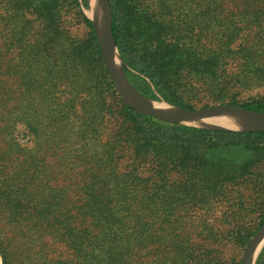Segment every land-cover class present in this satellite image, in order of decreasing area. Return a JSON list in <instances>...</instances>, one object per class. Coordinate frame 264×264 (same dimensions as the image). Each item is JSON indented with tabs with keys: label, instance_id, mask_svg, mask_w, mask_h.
I'll return each mask as SVG.
<instances>
[{
	"label": "trees",
	"instance_id": "16d2710c",
	"mask_svg": "<svg viewBox=\"0 0 264 264\" xmlns=\"http://www.w3.org/2000/svg\"><path fill=\"white\" fill-rule=\"evenodd\" d=\"M182 1L190 3L194 32L108 0L113 38L125 64L172 104L186 107L185 99L201 93L218 102L212 92L232 82L223 78L229 55L256 57V68L264 67V0ZM73 4L0 0V264H215L206 246L179 239L185 224L174 221L165 234L160 153L175 149L195 157L190 166L217 172L219 152L264 131L186 127L139 113L115 96L103 65L94 84L98 119L89 109L81 119L57 115L51 105L59 104L62 67L84 57L60 25L62 8ZM167 26L175 32L166 43ZM73 100L63 106L78 109ZM242 107L264 113V100ZM20 123L27 142L18 139ZM142 161L155 181L139 174ZM253 163L264 155L240 169ZM177 247L183 253L173 255ZM256 264H264V246Z\"/></svg>",
	"mask_w": 264,
	"mask_h": 264
},
{
	"label": "rangeland",
	"instance_id": "374dc122",
	"mask_svg": "<svg viewBox=\"0 0 264 264\" xmlns=\"http://www.w3.org/2000/svg\"><path fill=\"white\" fill-rule=\"evenodd\" d=\"M90 1L77 0V5L64 6L60 12V25L65 30L68 41L74 42V49L81 51L84 55V57L80 56V61L77 64L72 66L67 64L62 67L66 72L65 81L59 83L54 89L55 102L59 104L51 105V109L55 108V113L61 114L62 118L81 119L88 109L92 121H96L99 117L96 115L98 98L95 96L94 84L97 81L101 82L100 71L102 65L105 68L106 65L97 40L94 23L87 14ZM126 1L142 15V11H154L162 20H166L165 24L172 21L173 25L178 24L187 31H195L193 30V14L189 10L190 3L187 6L183 4L182 0ZM85 19H88L94 26L96 42L90 38V28ZM140 21L142 22V20ZM170 25L172 26V24ZM176 26L174 25V29ZM174 29L167 26L165 30H162V38L166 43L170 40L171 34L175 32L176 29ZM118 59L123 78L141 98L154 102L166 101L172 104L163 98L152 84L149 82L147 85L144 84L140 79L143 76L125 64L119 51ZM257 65L260 63L256 57L231 54L224 60L223 78L232 82L226 84L219 93L212 92L221 100L214 102L207 96L208 94L201 93L196 97L185 99L183 102L186 107L172 105L185 110L202 108L206 103L207 107L216 105L242 106L253 103L257 99L262 101L264 100V67L262 69L258 67V69ZM106 73L112 82L115 96H118L126 104L116 89L108 70ZM33 95L34 97L38 96ZM113 96L109 95L107 99L113 98ZM71 99H74L71 101L72 103L74 101L77 103L78 109L63 106L64 103L69 104ZM178 124L192 127L184 123ZM23 127L24 125L20 123L18 139L27 142L28 136L24 133ZM206 129L228 131L212 127ZM230 131L252 130L232 129ZM259 155H264V136L253 140H244L219 152L216 160L222 165V169L217 172L190 166L191 160L193 161L195 157L185 159L175 149L161 151L162 167L158 170H161L159 179L163 193L160 202L162 207L159 208V212L161 213L160 220L165 227V234L171 223L178 221L181 226L186 225L179 239H185V243H190V247L193 248L200 244L206 246L214 257L213 263L240 264L245 246L264 223V163H253L246 170H241L240 166L250 158H257ZM206 156L208 158V154ZM151 157L152 154L149 153V160ZM132 158H134L133 155ZM125 161L126 159H122L123 163ZM149 163L142 161L139 174L148 182H153L156 175L148 170L151 168ZM128 178L130 179V177ZM183 208L186 211H182ZM164 239L168 240L167 235ZM179 253H183V251L177 247L172 254Z\"/></svg>",
	"mask_w": 264,
	"mask_h": 264
},
{
	"label": "bare ground",
	"instance_id": "6f19581e",
	"mask_svg": "<svg viewBox=\"0 0 264 264\" xmlns=\"http://www.w3.org/2000/svg\"><path fill=\"white\" fill-rule=\"evenodd\" d=\"M105 10L104 5L100 0H91L89 4V10L87 14L92 19L97 37L101 41L102 45L109 49V41L105 40V26L102 20V14ZM118 55L115 56L113 60V70L120 81L121 91L125 96V100L132 105H147L151 106L165 114L168 115H179L181 109L175 107L174 105L166 102H154L141 98L127 83L123 78L121 72V67L119 66ZM184 124L192 127H206V128H221V129H233V130H246L252 127L264 126V122L258 121L254 117L234 112L228 114H214L212 112H204L195 115L189 119L184 120ZM264 245V229L262 230L261 236L259 237L257 243L247 255V264H255L257 255Z\"/></svg>",
	"mask_w": 264,
	"mask_h": 264
},
{
	"label": "water",
	"instance_id": "95a60500",
	"mask_svg": "<svg viewBox=\"0 0 264 264\" xmlns=\"http://www.w3.org/2000/svg\"><path fill=\"white\" fill-rule=\"evenodd\" d=\"M100 2L105 7V10L103 11V14H102V20H103V23L105 26V40L109 41V49H106L102 45V43L98 37H97V40H98V43L100 45V49H101V52L103 55V59H104V63L106 65V68H107L111 78L114 81L116 89L121 94L122 98L124 99V101L126 102V104L128 106L132 107L133 109H135L139 113L149 115V116H153V117H156L158 119H162L164 121H168L171 123H177V124L183 123L184 120L189 119L195 115H198V114H201L204 112H212L216 115L217 114H228V113L239 112V113L254 117L258 121L264 122V114H262L258 111H255V110L244 108V107L239 106V105H216V106L202 107V108H197V109H185V110L181 109V113L179 115L173 116V115L165 114V113H163V112H161V111H159V110H157L151 106L132 105V104L128 103L125 100V96L121 91L120 81H119L117 75L115 74V72L113 70V60H114L115 56L118 55V49H117V45H116L115 40H114L113 35H112V29H111L112 17H111L110 5H109L108 0H100ZM215 128H217V127H215ZM227 130H232V129H227ZM246 130L264 131V126L252 127L250 129H246ZM263 229H264V223L259 227V229L251 237V239L249 240V242L245 246V249H244L242 256H241V259H240V264H247L248 252H250L251 249L253 248V246H255V244L257 243L259 237L261 236Z\"/></svg>",
	"mask_w": 264,
	"mask_h": 264
}]
</instances>
